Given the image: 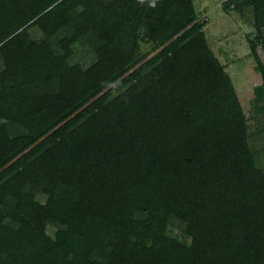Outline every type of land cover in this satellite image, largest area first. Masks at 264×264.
I'll return each instance as SVG.
<instances>
[{"label":"trees","instance_id":"obj_1","mask_svg":"<svg viewBox=\"0 0 264 264\" xmlns=\"http://www.w3.org/2000/svg\"><path fill=\"white\" fill-rule=\"evenodd\" d=\"M226 8L264 112V0ZM203 28L193 0H0V264H264V143Z\"/></svg>","mask_w":264,"mask_h":264},{"label":"rangeland","instance_id":"obj_2","mask_svg":"<svg viewBox=\"0 0 264 264\" xmlns=\"http://www.w3.org/2000/svg\"><path fill=\"white\" fill-rule=\"evenodd\" d=\"M198 21L204 24L203 31L210 50L219 60L233 81L235 90L244 110L250 133V143L254 150H260L264 139L256 136L258 129L264 128V112L253 108V89L261 82L257 60L251 50L250 41L257 37L249 11L238 14L226 8L227 0H193ZM33 38H39L35 30ZM256 54L264 64V41L257 43ZM11 63L8 50L0 52V70ZM43 201V199H40ZM181 243L193 246L194 240L174 230ZM54 230H49L52 236ZM181 237V238H180Z\"/></svg>","mask_w":264,"mask_h":264}]
</instances>
